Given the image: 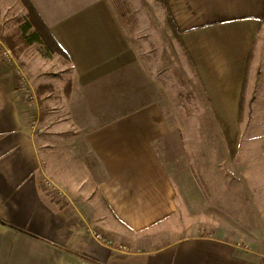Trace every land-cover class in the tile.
Returning <instances> with one entry per match:
<instances>
[{"label": "crops", "instance_id": "0c3cea01", "mask_svg": "<svg viewBox=\"0 0 264 264\" xmlns=\"http://www.w3.org/2000/svg\"><path fill=\"white\" fill-rule=\"evenodd\" d=\"M30 2L65 51L47 55L69 66L64 90L70 123L83 128L82 151L103 175L96 196L82 203L79 193H90L91 186L68 180L62 183L67 193L48 178L49 157L69 151L60 152L58 131L37 130L31 108L43 120L54 83L31 79L39 99L33 106L0 52V264H264L263 236L242 243L222 228L172 234L188 202V175L177 184L172 169L186 159L188 145L181 127L167 119L166 92L141 65L116 1ZM163 7L176 24L228 160L259 161L258 168L241 172V204L258 208L264 224V0H166ZM0 40L8 44L4 35ZM7 46L17 62H25L26 52L18 56ZM220 177L226 184L210 183V190L226 193L235 206L236 174ZM95 233L113 243H102Z\"/></svg>", "mask_w": 264, "mask_h": 264}, {"label": "rangeland", "instance_id": "374dc122", "mask_svg": "<svg viewBox=\"0 0 264 264\" xmlns=\"http://www.w3.org/2000/svg\"><path fill=\"white\" fill-rule=\"evenodd\" d=\"M118 2L121 7L123 6L122 14L126 18V26L139 51L141 65L144 70L153 72L166 92V107L168 106L165 111L166 117L170 122L181 127L188 145L186 159L176 163L177 170L172 169V176L177 184L182 180V174L188 175L187 207L176 215L175 223L170 227L171 232L174 231L176 234L173 232L172 234L181 236L198 231H217L222 228L226 229L229 237L242 243L251 241L254 237H264V224L258 223L260 210L258 208L246 210L241 204V196H244L242 192L244 178L241 172L246 168H258L259 161L244 164L239 159L228 160L220 129L215 125L205 96L188 68L183 48L168 25L165 8L155 0H118ZM26 13L27 6L22 0H0L1 38L3 35L11 34ZM25 52L27 54L23 57L25 62L19 63V61L18 64L24 68L35 84L48 80L54 83L55 88L53 95L45 100L46 104L42 107V111L45 112L43 120L42 117L40 120V115H37L34 107L31 108L32 118H39L40 121L37 130L43 135L58 131L60 152L69 151V154L50 156L46 162L48 170L46 174L50 180L59 183L63 191H65L64 184L72 179L78 181L80 187L91 186L92 191L79 193V199L80 202L89 199L92 201L98 192L96 185L101 180L103 171L91 154H84L82 151L87 150V146L84 147L82 144L83 128L70 123L72 117L66 110L67 100L64 90L70 71L69 66L62 60L58 61L53 56H48L45 47L40 43L31 45ZM10 65L12 68L10 71H13L14 75L16 66ZM20 85L23 88L22 84ZM24 94L26 96L25 90ZM54 124L57 127H53ZM72 170H75L73 178H69L68 172ZM216 171H219L217 174L219 176H215ZM227 171L236 174L233 184L238 186L240 191L235 194V198L240 196L235 206H229L226 193L215 189L212 191L209 188L210 183L220 184L219 186L226 184L220 176ZM47 187L54 188L53 184ZM65 192L68 193L67 190ZM69 197L82 213H86L85 216H92V211L77 204L72 194L69 193ZM210 215L214 218L212 220L215 224L206 223L210 220ZM243 215L247 216L248 224L242 223Z\"/></svg>", "mask_w": 264, "mask_h": 264}, {"label": "trees", "instance_id": "16d2710c", "mask_svg": "<svg viewBox=\"0 0 264 264\" xmlns=\"http://www.w3.org/2000/svg\"><path fill=\"white\" fill-rule=\"evenodd\" d=\"M22 1L27 6L26 15L22 18L21 23L15 26L11 34L4 35V39L8 42L13 52L19 56L21 53H24L27 49H29L31 45L40 43L45 47L49 55L55 52H61L62 54H65V51L49 31L48 26L41 18L35 6H33L30 0ZM115 1L121 12L123 6L121 7L118 0ZM155 1L160 3L162 6H166V0ZM125 19L126 18L124 17V20ZM167 22L170 28L173 30L175 37L180 40L179 33L176 29V24L174 23V20L171 16L168 17ZM39 90L41 92V89ZM43 116H45L44 111Z\"/></svg>", "mask_w": 264, "mask_h": 264}, {"label": "built area", "instance_id": "2783aa9c", "mask_svg": "<svg viewBox=\"0 0 264 264\" xmlns=\"http://www.w3.org/2000/svg\"><path fill=\"white\" fill-rule=\"evenodd\" d=\"M0 52H1L2 57L4 58L5 62L12 64V65L14 64L16 66L15 72H16L17 78L25 90L26 97H27L28 101L33 106H38L39 105L38 95L35 91V88H34V85L31 81L30 76L27 74V72L24 70V68L20 64H18V62L16 61L12 51L2 40H0ZM95 237L98 240H100L102 243H105V244H112L113 243V240L103 236L101 233H95ZM122 247L125 248L124 246H122Z\"/></svg>", "mask_w": 264, "mask_h": 264}]
</instances>
